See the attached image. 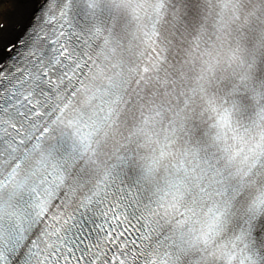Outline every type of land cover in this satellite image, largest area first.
<instances>
[{"label": "snow or ice", "instance_id": "1", "mask_svg": "<svg viewBox=\"0 0 264 264\" xmlns=\"http://www.w3.org/2000/svg\"><path fill=\"white\" fill-rule=\"evenodd\" d=\"M46 219L47 214L40 218L37 212L36 218L29 225L31 227V224H35L31 233L27 228L10 229L6 234L0 229V264H59L61 257L55 254V249L46 254L39 247L37 236ZM41 257H44L43 261Z\"/></svg>", "mask_w": 264, "mask_h": 264}, {"label": "bare ground", "instance_id": "2", "mask_svg": "<svg viewBox=\"0 0 264 264\" xmlns=\"http://www.w3.org/2000/svg\"><path fill=\"white\" fill-rule=\"evenodd\" d=\"M37 4L38 0H0V23H4L0 30V57L5 56L1 46L18 38L32 18Z\"/></svg>", "mask_w": 264, "mask_h": 264}]
</instances>
